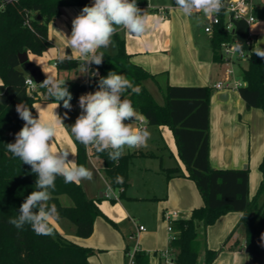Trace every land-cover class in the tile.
Masks as SVG:
<instances>
[{
	"label": "trees",
	"instance_id": "trees-1",
	"mask_svg": "<svg viewBox=\"0 0 264 264\" xmlns=\"http://www.w3.org/2000/svg\"><path fill=\"white\" fill-rule=\"evenodd\" d=\"M143 9L147 0H137ZM93 0H19L8 4L0 11V264H89L95 250L80 246L63 237L55 228L54 236H38L31 227L25 225L16 229L8 221L19 214L24 199L35 190L36 177L30 166L24 165L7 150L6 144L15 142V135L24 125L16 106L21 102L29 107L39 101L54 103L46 90L40 88L29 95L26 87L27 72L20 65L19 54L29 52L42 56L54 46L49 38V24L67 6H90ZM175 5V0H172ZM224 13H221L223 17ZM29 20L30 28L25 25ZM223 21V20H222ZM118 51L108 54L104 51L102 65H90V72L98 69L94 82L66 81L72 94L70 102H78L79 97L89 89L97 90L98 80L109 71L125 74L142 89L139 95L125 94L131 99L136 110L148 117L150 126H167L173 133L179 157L185 165L187 175L202 197L203 205L193 209L188 217L178 218L173 223L175 237L170 240L171 262L175 264H213L220 251L208 248L205 231L219 218L231 213H242L240 224L245 232V250L253 264H264V157L259 165L262 181L253 198L249 196V169H215L209 161L210 153V107L213 88L179 87L167 85L160 88L164 103H157L145 86L147 80L156 82V76L131 61L125 41L117 32L114 35ZM237 40L242 48L249 51L246 67L242 69L243 86L239 89L241 98L249 107L264 112V59L248 46V26L242 20L234 21V28L228 32L224 22L214 26L211 38L215 60L221 62L219 49L222 43ZM59 71H73L79 67L75 60H58ZM62 102V101H61ZM60 102V103H61ZM33 115L35 109H32ZM76 163L87 166L85 146L74 140ZM138 152L124 154L118 162L108 159L107 152L92 156L102 161L104 177L115 191H123L130 181L129 169ZM125 179L123 185L115 183V177ZM167 178L182 175L178 168L166 170ZM52 192L60 217L70 221L79 238H89L94 224L104 214L99 207L101 199H89L81 184H65L57 177ZM69 198L71 204L64 205L61 197ZM204 230L202 233L200 230ZM234 234V232H233ZM225 241L226 247L232 235ZM136 262L145 264L147 257L138 252Z\"/></svg>",
	"mask_w": 264,
	"mask_h": 264
},
{
	"label": "crops",
	"instance_id": "crops-1",
	"mask_svg": "<svg viewBox=\"0 0 264 264\" xmlns=\"http://www.w3.org/2000/svg\"><path fill=\"white\" fill-rule=\"evenodd\" d=\"M252 3L256 20L250 27V33L253 39L252 49L256 51L264 49V0H252ZM170 7L172 9L167 11L166 19L163 22L160 21L158 26L150 28L143 36H133L123 30L118 31L119 36L125 41L131 61L156 76V82L153 80L145 82V86L154 99L155 94L162 96L160 88H165L167 85L213 88L223 75L221 62L214 58L211 37L204 30L208 20L203 14L187 17L172 3V0L170 3L167 0H147L143 9L149 16L160 17L158 9ZM82 9L75 6L64 7L61 14L49 24V38L54 46L42 56L28 52L29 61L41 69L44 78H46L44 72H47L54 78L86 83L87 74L82 73L81 66L73 71H59L58 67L54 66V62L61 60L62 57L76 61L77 57H70L71 50L67 49L66 40L61 32L71 34L72 20ZM113 41V46L102 51L116 54L118 47L114 39ZM145 42H148V47L145 46ZM68 52L70 55L67 56ZM28 77L31 76L28 74ZM213 91L210 107L209 161L211 167L215 169L248 168L249 196L253 198L255 195L253 191L250 192V189L253 188L255 191L262 181L259 165L264 157V112L249 107L241 98L239 91L218 92L214 89ZM223 95H226L227 99H221ZM62 103L56 110L54 103L46 101L35 103V107L41 111L45 119H50L54 110L60 116L62 115ZM36 115L35 110L34 116ZM61 131L63 129L58 128L56 143L58 137L60 139L63 137ZM168 133L167 138L170 141L173 138L175 142L172 131L169 130ZM72 138L74 142V137ZM175 149L172 146L170 158L162 155L155 164H141L140 174L144 182V190L138 194L129 192L126 194L125 190L115 191L119 200L108 199L115 202V205L103 201L106 199L103 194L107 192L108 185L106 179L105 188L102 189L96 184L91 195L87 193L85 185L80 183L89 199H101L99 207L104 217L100 216L96 219L91 237L86 239L77 237L75 231L67 229L61 221L55 228L69 241L95 250V254L89 258V264H128L125 254L129 245L125 243L124 233L130 241L128 237L135 231V223L144 225L147 231L141 233L138 239L132 242L133 246L138 244L141 254L146 255L145 264H175L166 263L161 256L163 252L169 251L171 259V235L168 226L164 223L165 215L178 212L180 218L188 217L193 209L203 205L197 186L186 177L185 165L179 157L178 150ZM134 152H138L134 158L152 155L143 150ZM128 153L133 152L128 151L124 154ZM89 162L99 170V173L102 172L100 159L92 157ZM133 165L131 162V169ZM171 168H178L182 175L167 178L166 170ZM131 169H129L131 180L129 185L135 182V178L130 175ZM123 196L124 199H122ZM241 218L242 213L231 212L206 229L208 248L220 251L213 264H253L244 247L245 232L243 226L239 225ZM125 222L130 223L124 229ZM200 231L204 233V230ZM231 234L233 235L225 247L224 243ZM203 256L204 254L201 255V264ZM136 264L141 263L136 262Z\"/></svg>",
	"mask_w": 264,
	"mask_h": 264
},
{
	"label": "clouds",
	"instance_id": "clouds-1",
	"mask_svg": "<svg viewBox=\"0 0 264 264\" xmlns=\"http://www.w3.org/2000/svg\"><path fill=\"white\" fill-rule=\"evenodd\" d=\"M175 6L187 17L202 13L205 18H213L221 12L224 3L223 0H175ZM160 19L149 16L145 9L138 6L137 0H93L72 20L71 34H61L66 40L67 49L71 50L70 57H77L82 62V73L89 74L90 65H102V49L113 46V37L118 31L143 36L150 28L158 26ZM145 46H149L148 42H145ZM242 47L241 43H236L233 52L243 55ZM255 54L264 59V49H257ZM44 73L46 78L38 85L53 100L54 109L62 101L63 107L71 110L72 94L66 80ZM90 74L98 76V69ZM129 91L139 95L142 89L117 71H109L107 76H101L97 90L79 97L81 113L70 127L74 140L94 149L96 153L107 152L112 162H118L126 148L147 147L151 133L139 124H146L148 117L138 112L131 99L126 98L125 94ZM32 109L36 110V116H33ZM55 110L50 119H45L35 105L18 104L16 111L24 125L16 133L15 142L6 144L12 156L30 166L31 173L36 177L35 190L20 205L18 216L10 218L8 222L18 230L28 225L38 236H54L55 226L61 219L56 204L50 203L57 177H62L65 184L79 185L83 180L91 181L94 175L92 170L69 158L74 153L67 148L54 146L58 128L69 129L64 124L67 112L61 117ZM115 183L123 185L124 177L117 175ZM108 191L112 192L110 185Z\"/></svg>",
	"mask_w": 264,
	"mask_h": 264
},
{
	"label": "built area",
	"instance_id": "built-area-1",
	"mask_svg": "<svg viewBox=\"0 0 264 264\" xmlns=\"http://www.w3.org/2000/svg\"><path fill=\"white\" fill-rule=\"evenodd\" d=\"M19 0H0V11L4 10L6 5L8 4H14L18 3ZM224 7L222 8L221 12L214 16L213 18H207L208 24L205 26V33L208 34L211 38L213 37L214 32V26L221 24V22H224V28L226 31L231 32L234 28V21L242 20L246 23L248 26V41L247 45L251 46L253 44L252 34L250 33V27L255 22L256 18L254 16V5L252 3V0H223ZM170 8H159L158 11L160 13V21L163 22L166 19V13L167 11L171 10ZM224 13L223 17L221 16V13ZM202 14V13H199ZM223 20V21H222ZM25 25L27 27L30 26L29 20L26 21ZM238 43L237 40H232L231 42H225L222 43L221 48L219 49V55L221 58V65L223 67V78L214 84L213 89L218 92H230V91H239V89L243 86V83L239 80L235 79L234 76V64L240 63L242 61H247L249 57V51L242 48L243 55H241L239 52H233L234 45ZM57 62H54V66H57ZM76 62L79 63V66H81V61L76 58ZM95 77L91 76L90 72L87 74L86 77V85L87 87L89 84L94 82ZM30 81H35L28 77L26 79V87L27 92L29 95L33 96L35 92L38 91V84L30 83ZM89 93V89L87 88V91L85 94ZM147 123H141L139 124L140 127H146ZM86 153L88 160H91L93 157V151L94 149L86 148ZM109 184L107 185V192L103 194V196L106 199H113L115 201H118V195L115 193V190L112 189V192L108 191ZM165 218L168 221V231L170 233V240H172L175 237L174 231H173V223L180 218L178 212H170L165 215ZM147 229L143 225H139L135 223V231L129 235V240H136L138 239L139 235L141 233L146 232ZM128 252V251H127ZM140 252L138 244H135L132 247V251L128 254L129 257V263L128 264H136V254ZM163 259L166 263L171 262L169 251H165L161 254Z\"/></svg>",
	"mask_w": 264,
	"mask_h": 264
},
{
	"label": "rangeland",
	"instance_id": "rangeland-1",
	"mask_svg": "<svg viewBox=\"0 0 264 264\" xmlns=\"http://www.w3.org/2000/svg\"><path fill=\"white\" fill-rule=\"evenodd\" d=\"M167 2L170 3V0H167ZM245 66H246V62L245 61H242L240 63H235L234 64L233 69H234V76H235L236 80H239V81L242 82V69ZM222 78H223V75H222L221 79ZM155 99H156L157 103H159L161 105L164 103V101L162 99V96L160 94H155ZM70 103L72 105L71 110L65 109L63 107V103L61 105V108H62L61 117H64V114L67 112L68 115H67V118H64V124L69 129H67V130L63 129V131H61L63 137H61V139H60V137H58L59 140L57 139V143L54 141V146L57 147V148L59 147L60 149L67 148L70 152L74 153V156L73 157H69V158L70 159L73 158L75 160V162H76V148H75V145H74V142H73V138H72L71 133H70V127H71L72 124L75 123V120H76L77 116L81 113V109L79 108V103L78 102H70ZM146 128L151 133V138L148 141V146L145 147V148H140V149H127V148L125 149V152H128V151L134 152L135 150H143V151H148V152H150L152 154L151 156L139 157V158H134L133 159L132 162H133L134 165H133L132 169L130 168L131 169L130 170V175L135 178V182L132 183L131 185H128L125 189H123V190L126 191V194H128V192L130 194L131 193L138 194V193H141L144 190V188H143L144 182H143V179H142L141 174H140L142 172L141 164H144V165H146V164H155L157 161H159V158L162 155L170 158L171 157V153L173 151L172 150V146H174V148L177 149L176 144H175L172 136H171L172 141H170V139L167 138V135L169 134L168 132L170 130L167 126H150L147 123ZM89 161L90 160H88L86 167L93 171V174H94L93 175V179L91 181L83 180L81 183L83 185H85V187L87 189V193L89 195H91L93 193V190H94L96 184H98L102 189H104L106 181H105V177H104L103 171L99 173V170L96 169L95 166L93 167ZM130 182H131V180H130ZM258 189L259 188H257L254 191L253 188H252V189H250V192L253 191L254 195H256ZM124 198L125 197L123 196L122 199H124ZM61 200H62L64 205H70L71 204L69 198L66 197V196L61 197ZM103 201H106L105 203H107V204L108 203L109 204L113 203V205L116 204L115 202H111L108 199H104ZM60 221L64 222V224L66 225L67 229H72V230L75 231V227L70 221H68L66 219H62ZM129 223L125 222V224H123L124 225V229H125V227L127 225H129ZM164 223H165L166 226H168V221H167L166 218L164 219ZM120 227H122V225ZM67 231H69V230H67ZM124 234H125V243L127 242V244L129 245L128 252L125 254L126 262L129 263L128 254L132 251L133 242H132V240L128 241L126 233H124Z\"/></svg>",
	"mask_w": 264,
	"mask_h": 264
},
{
	"label": "water",
	"instance_id": "water-1",
	"mask_svg": "<svg viewBox=\"0 0 264 264\" xmlns=\"http://www.w3.org/2000/svg\"><path fill=\"white\" fill-rule=\"evenodd\" d=\"M67 55H70L69 52ZM19 62L20 65L24 68L25 72L31 76V78L35 81L36 84H40L43 82L44 75L41 69L29 61L28 52H23L19 54ZM226 95L221 96V99H227Z\"/></svg>",
	"mask_w": 264,
	"mask_h": 264
}]
</instances>
